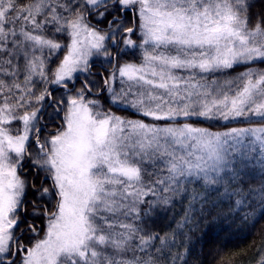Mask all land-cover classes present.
<instances>
[{
  "label": "snow or ice",
  "instance_id": "snow-or-ice-1",
  "mask_svg": "<svg viewBox=\"0 0 264 264\" xmlns=\"http://www.w3.org/2000/svg\"><path fill=\"white\" fill-rule=\"evenodd\" d=\"M255 8L0 0V264H190L205 221L223 224L233 209L244 222L257 208L264 218V11ZM94 60L110 69L96 83ZM163 213L172 223L157 230Z\"/></svg>",
  "mask_w": 264,
  "mask_h": 264
},
{
  "label": "trees",
  "instance_id": "trees-1",
  "mask_svg": "<svg viewBox=\"0 0 264 264\" xmlns=\"http://www.w3.org/2000/svg\"><path fill=\"white\" fill-rule=\"evenodd\" d=\"M255 11H264V0H256ZM135 51L137 54L138 50ZM129 58L139 60L136 55L134 58ZM103 64L107 66L106 63ZM258 66L259 62L256 63V67ZM243 68L244 66H239L234 71L219 73L217 76L221 81L235 79ZM120 111L123 112H119V114L128 115L130 113L125 109H120ZM207 123L205 122V126ZM228 126L240 127L246 126V123L235 121ZM213 130H224V125L217 123ZM176 211L178 209L173 210V214ZM236 211L237 209H233V218L224 219L223 224L219 220H213L211 224L209 221H205L199 231L193 229L195 235L191 239L190 253L184 257L186 260L191 257L190 264H200V262L203 264H256L258 257L264 254L261 252V249L264 248V218L260 217V209L257 208L254 212L241 213V216L250 217L247 222H244L240 217L235 216ZM173 214L163 213L157 217L156 229H167L172 223ZM228 215V211L225 210V217Z\"/></svg>",
  "mask_w": 264,
  "mask_h": 264
},
{
  "label": "rangeland",
  "instance_id": "rangeland-1",
  "mask_svg": "<svg viewBox=\"0 0 264 264\" xmlns=\"http://www.w3.org/2000/svg\"><path fill=\"white\" fill-rule=\"evenodd\" d=\"M126 51H128V52H136L135 50H132V49H128V50H126ZM139 54V50H138V53L137 54H135L137 57H139L140 58V54ZM131 59V58H130ZM135 61L136 62H138L139 60H136L135 59ZM94 63H100V64H102V65H104L103 63H101V61H99V60H94L93 61ZM106 67V66H105ZM101 70V68L100 67H98V66H95L93 69H92V72H99ZM78 75V77H82L83 79H84V77L86 76V75H88L87 73H81V74H77ZM96 75L97 74H94V73H92V75L91 76H89V79H92L93 80V82L94 83H96V80H95V77H96ZM80 84V83H79ZM79 84L77 83V86H79ZM97 87H99V85L97 84ZM55 88V86H53V89ZM120 109H124V108H121L120 106H117V105H113L112 106V111H114L117 115H121V116H126V117H130L131 115V113H128V115L127 114H119V112H123V111H120ZM125 110H127V109H125ZM127 111H129V110H127ZM53 129L52 128H48L47 129V131L44 133L45 135H47V132H50V131H52ZM222 131V130H221Z\"/></svg>",
  "mask_w": 264,
  "mask_h": 264
},
{
  "label": "flooded vegetation",
  "instance_id": "flooded-vegetation-1",
  "mask_svg": "<svg viewBox=\"0 0 264 264\" xmlns=\"http://www.w3.org/2000/svg\"><path fill=\"white\" fill-rule=\"evenodd\" d=\"M94 64H95V66H98V67H100L101 69L103 68V69L106 70V71H110V69H109L108 67H105V65H102V64H100V63H94ZM99 72H100V71H99ZM99 72H92V73H94V74H98ZM83 81H84V79H83L82 77H79L77 83L79 84V83H82Z\"/></svg>",
  "mask_w": 264,
  "mask_h": 264
}]
</instances>
